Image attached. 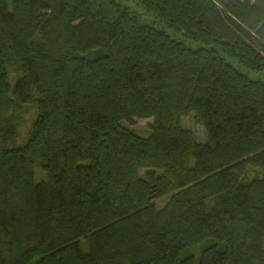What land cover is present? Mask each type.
I'll return each mask as SVG.
<instances>
[{"label": "trees", "instance_id": "trees-1", "mask_svg": "<svg viewBox=\"0 0 264 264\" xmlns=\"http://www.w3.org/2000/svg\"><path fill=\"white\" fill-rule=\"evenodd\" d=\"M228 59L264 76V0H0V264H264V81Z\"/></svg>", "mask_w": 264, "mask_h": 264}, {"label": "rangeland", "instance_id": "rangeland-1", "mask_svg": "<svg viewBox=\"0 0 264 264\" xmlns=\"http://www.w3.org/2000/svg\"><path fill=\"white\" fill-rule=\"evenodd\" d=\"M97 55H98L97 53H93L91 56H89V58H91V59L96 58ZM227 62H229L233 66L241 69L239 67V64L236 61L228 59ZM241 70L244 73H247L244 69H241ZM247 74H249V73H247ZM10 75H11V77H10L11 82H14L16 79L19 78V75H18V72L16 69L15 70L10 69ZM249 77L255 81H257V80L264 81V76H256V75L249 74ZM35 116H36L35 107H30L29 111H27L26 116H25V123L20 129V134H19V138H18V142H17L18 145L24 144L26 142L27 138L29 137V134L32 132ZM151 124H152V121L133 120L132 123H129V124L127 123V126L135 134L147 139L151 135V129H150ZM182 124L186 130H188L194 134V136L197 138L199 143L204 144L206 142V140H207L206 131L201 125H199L196 122L193 115L184 118L182 120ZM257 173H258L257 169L250 168L249 173H248V178L252 179ZM45 177L46 176L41 171V169L36 168L37 181L45 180ZM167 203H168V199H164V200L158 201L157 206H158V208L162 209L163 207H165V205ZM200 253H201V248H197V249L191 250L189 255H195L197 258H199Z\"/></svg>", "mask_w": 264, "mask_h": 264}]
</instances>
